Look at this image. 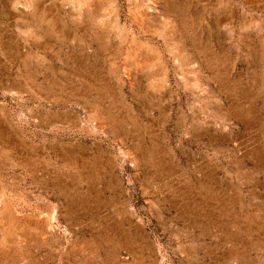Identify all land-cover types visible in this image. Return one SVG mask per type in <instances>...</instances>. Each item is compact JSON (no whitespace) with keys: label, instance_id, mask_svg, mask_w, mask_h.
I'll list each match as a JSON object with an SVG mask.
<instances>
[{"label":"rangeland","instance_id":"374dc122","mask_svg":"<svg viewBox=\"0 0 264 264\" xmlns=\"http://www.w3.org/2000/svg\"><path fill=\"white\" fill-rule=\"evenodd\" d=\"M43 3L0 30V264H264V0Z\"/></svg>","mask_w":264,"mask_h":264},{"label":"bare ground","instance_id":"6f19581e","mask_svg":"<svg viewBox=\"0 0 264 264\" xmlns=\"http://www.w3.org/2000/svg\"><path fill=\"white\" fill-rule=\"evenodd\" d=\"M20 3H23L25 5H32L31 14L33 16V21L30 20V18L25 17L24 14L16 8V5ZM47 9L48 5L44 4L43 0H0V30L7 29L8 31V29L11 28H16L21 25H31L33 23L36 25H56L57 21L55 16H52L50 18H47L45 16ZM38 16H40V18ZM11 40L12 37L8 35L6 38L4 37L0 42H10Z\"/></svg>","mask_w":264,"mask_h":264}]
</instances>
